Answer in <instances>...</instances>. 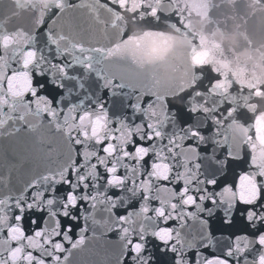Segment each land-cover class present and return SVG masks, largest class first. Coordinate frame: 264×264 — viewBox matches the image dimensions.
<instances>
[{"label": "snow or ice", "instance_id": "6c2138e0", "mask_svg": "<svg viewBox=\"0 0 264 264\" xmlns=\"http://www.w3.org/2000/svg\"><path fill=\"white\" fill-rule=\"evenodd\" d=\"M194 16L0 0V264H264V84L165 77Z\"/></svg>", "mask_w": 264, "mask_h": 264}, {"label": "water", "instance_id": "95a60500", "mask_svg": "<svg viewBox=\"0 0 264 264\" xmlns=\"http://www.w3.org/2000/svg\"><path fill=\"white\" fill-rule=\"evenodd\" d=\"M179 2L199 12V17L192 19V27L202 39L203 46L197 44V53L192 54L190 49L196 42L162 22L160 30L173 37V51L178 50L185 57V63L179 67L162 69L165 77L181 85L190 84L193 63L210 61L209 68L197 72L203 71L206 77H211V70L216 69L225 76L224 87L228 86L227 81L233 82V92H238L239 83L255 84L259 81L264 84V0H225L223 6L215 10L212 20L205 13L213 0ZM259 108L264 112V100L260 101ZM257 127L261 139H264V117L258 121ZM244 190L250 192V185H245Z\"/></svg>", "mask_w": 264, "mask_h": 264}]
</instances>
